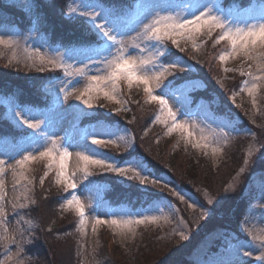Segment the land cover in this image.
<instances>
[{"label": "rangeland", "instance_id": "1", "mask_svg": "<svg viewBox=\"0 0 264 264\" xmlns=\"http://www.w3.org/2000/svg\"><path fill=\"white\" fill-rule=\"evenodd\" d=\"M222 1L224 0H133L131 10L138 12L136 17H131L130 14L124 16L121 10L115 12L125 25L124 31L127 33L124 37V51L126 53L131 52L133 54H139L138 50L133 47V43H138L143 47V43L140 40L133 41L132 38L136 37L137 31L140 30V21L143 20L144 16L147 14V6L156 4L157 7L165 9L162 13L163 15H172L177 19H183L191 17L200 5H208L214 9L219 7L221 9V7H223L221 4ZM95 2L96 0H67L62 11L70 16L79 17L78 12L85 4ZM17 3L24 8L29 6L27 0H19ZM231 5L239 4L234 3ZM261 6H264L263 2H253L252 4L241 7V9L235 13H240L243 16L244 13L251 12L253 9H259ZM70 9H75L76 11L71 12L69 11ZM224 15L226 18H231L232 14L230 16L227 14ZM241 26L244 25L241 24ZM92 32H95V30L92 29L91 25L87 24V34H91ZM203 35L205 34L202 31L195 37L194 41L188 40L187 42H193L200 46L202 43L199 41V38H202ZM97 36L96 34V37ZM0 37L18 41V43L13 44L11 47L0 45V62L4 68H16L22 71L24 68L35 70V68L32 67L33 60L31 57L33 53L36 52L43 55L46 61H54V63H45L44 65L45 71L43 73L47 71L46 74H49V76L46 79L47 83L43 85L40 90L43 95H49L52 101L44 108L43 113L40 108L28 106V108L31 109L30 115H34L37 119H43L44 116L48 117L51 127L47 125L42 126L44 131L53 133L55 138L61 143H63L61 138L65 136L72 137L75 142H82L83 135L86 131L96 129V131L99 132L100 129L98 125L103 123L113 129L114 136L122 135L125 136L126 139L133 140L131 130L126 126L120 125L117 120L114 122H107L95 118H83L75 121V126L73 124L75 114L79 109L97 113V110L101 106L107 114H112L114 109L128 107V104L117 103V101H123L126 100V98L133 101V98H130L126 90L122 87L126 81L121 82L120 88L122 94L118 95L116 100H107L102 94L97 96L96 93L85 96L84 99L90 100L93 104L94 107L92 109H88L81 100L77 99V96L84 92L89 83V69L84 67L86 62L85 57L79 54V49L85 47L89 48V46L62 48L59 45L50 43V41L35 27H31L28 31L16 27H0ZM101 41L104 42L103 40ZM187 42L181 39V43L185 44ZM96 43H100V37ZM221 46H223L221 48V54L225 51H231V46L228 42H221L219 48ZM210 49L216 52L218 45L215 48H212L211 45L205 49H196L192 59H186L180 55L170 59L164 56L160 58V63H164L165 65L168 63H182L183 61L196 63V61L199 60L200 62L197 65L210 63L209 67L215 66L216 69L219 67L221 68L222 63L219 61V58H217L219 57V52L217 51V55L215 53L216 56L214 57L213 53L209 52ZM113 51H115V49H113ZM101 54H103V52H101ZM149 54L150 53H145L143 55L147 56ZM36 64L39 65L38 59L36 60ZM69 64L72 66L68 69L73 72L71 76L65 74L64 66ZM223 64L224 66L229 65L231 69L226 72L227 75L221 76L218 80L223 81L224 87L229 85L226 89L227 91L225 90L226 94H230L231 98L232 95L235 94L236 99L234 102L244 106L247 112L252 114L251 123L253 128L244 123V127L240 129L241 123L238 120L229 116H224L221 112L212 110L210 104L207 102L201 101L200 107L194 110L192 109L194 103L191 102V99L187 105H181L178 111L176 104H174L172 100H169V104L172 105L173 110L176 111L177 122L183 123L187 121L189 123V131L193 132L194 135L193 142H189L187 133L180 129H176L169 133L168 125L156 119L160 116V105L158 102L153 101L157 104L155 109V111H157L156 118L153 120L149 119L150 124L155 123L156 125L161 124L164 126L161 130L166 137L157 143L161 148L160 150L164 152L165 148H168L167 150L171 155L173 154L176 156L177 154L181 164L186 167L187 165H189V167L191 166V175L188 178L189 184L203 197L204 204L182 187L173 186L169 184L167 178L151 172L153 177L166 180L169 187H175L180 191L186 201H180V203H183L182 206L184 211L180 210L179 207L175 208L173 206L174 204L172 203V205L171 202H168L166 199H158L149 206L143 208L127 205H112L105 201L101 186L82 179L84 162L78 161L76 155L73 154L69 158L67 172L69 175L75 173L74 179L77 183V189L74 192L71 189L65 191L63 185H58L62 192L65 191L67 193L61 200V207H64L63 209L68 213L66 214L67 216L73 215V213H75L76 216L75 210L69 209L66 206V198H70L71 195H78L85 206L86 223L83 229H81L80 218L77 216V227H79V231L75 235V243L80 247V257L78 262L75 261L73 264H101L104 257L99 254H101V248H103L106 243L104 236L108 237V240L112 242L114 247L118 246L124 251H129L127 253L131 254H140L142 252V256L144 255L143 257H147L149 263L152 262L154 264L159 263L157 259H160L161 256L163 257V261L169 264H221L222 261H235L238 258L242 260L244 264H264V260L257 259V257L264 256V198L261 196L262 190H264V176L260 168H255L252 173L249 174V182L243 189V193L248 201V206L239 224L238 232H228L222 228L221 224L216 230L210 232L206 236L197 238L196 246L195 240L193 239L201 225L210 223L211 219L215 216L219 215V217L221 216L222 219H225L224 203L230 200V195L235 196L236 192L239 194L241 193L240 188L244 186L242 185L243 173L247 171L251 163L257 165L261 160H264V136L260 137V132L264 128V81L258 82L260 87L254 93L255 103H253V97L248 96L247 91L244 90L245 81L251 83V78L244 76L243 78H245V80L241 84V82H238V79L242 76L239 75L240 77L238 76V79H235L233 76L235 71H247L249 62L241 56H236L223 62ZM76 69H84L85 74L83 76L79 75L76 73ZM253 71L255 73L258 70L253 68ZM173 76L174 75L167 77L164 83L167 84L168 80L173 79ZM236 80L239 89L238 87L236 88L237 82L234 86ZM187 81L192 82L191 87L194 90L206 87L204 82L196 77L189 78ZM183 82L185 81L179 83ZM61 87L64 88V92L60 91ZM217 87L221 88L219 85H217ZM135 89L143 90V86L134 84L132 89L128 91V94ZM160 91H162V89L154 88L153 94H157ZM193 91L190 92V97ZM65 93H71L68 95L67 100L63 99ZM179 99L178 97V100ZM15 106L22 107L18 98L12 96L2 97L0 95V107L5 111L6 119L9 120L10 125H13L11 127L18 129L10 118L11 109ZM138 109H140V106ZM134 116H138V114H134ZM220 121L228 125L223 128V131L229 133L226 138L220 137L216 144H210L207 148H195L192 146V143L195 141L204 143L202 137L211 136L212 129H215L219 136L221 129L217 127V123ZM134 122H137V119H135ZM24 131L28 133L32 132V130L27 129L26 126H24ZM97 138H99V136H97ZM26 139L27 137L23 134L0 138V159L6 160L3 171H0V180H3V187H0V198H2L0 199V206L3 207L6 213L2 218V222H0V231H2L0 240L3 241L1 246L3 247L2 250H4V254L0 258V264H16V261H19L20 264H30L32 257L29 258L24 254L25 246L31 241L32 235L34 236L36 234V230H41L45 226V221L39 223L34 222V219L24 213V209H27L30 205L35 203L37 199L36 189L41 186L38 178L40 174H42V168H44L47 173L44 177H47V175L49 176L51 171L55 172V170L50 171L48 169L47 160H37L29 162L24 169L18 168L15 173L13 172L12 165L15 164L16 160L10 159V157L19 158L18 152L21 150L20 145L24 144ZM90 139L91 136H89V140ZM5 140H7V143H5ZM107 147L119 150H131L133 148H125L122 141H118L116 145H108ZM213 148H220L221 151L218 154H213ZM102 151L114 157L117 164L121 167H131L134 161L138 159L130 158L129 160L122 161L116 155L104 151V149H102ZM185 155L188 156L186 160ZM237 160H241V163L238 164ZM261 163L263 164L264 161ZM164 168L175 174H180V171L176 169L174 164H164ZM93 169L100 168L96 165L88 166L89 172ZM21 172L23 175H21ZM129 175H131V173H129ZM46 179L48 178L44 180ZM29 181H32V184H30ZM86 185L90 187L95 186V188L100 190L99 196L103 201L102 207H98L96 193H90L85 187ZM205 191L209 193L210 198L213 200L212 204L207 203L208 197L204 196ZM189 204L195 206V211L193 208L188 207ZM113 210L127 213L128 215L126 217L113 216L111 215ZM174 210H177L175 211V215L173 214ZM201 211L205 213L203 219L199 218ZM105 213H107V215ZM145 216L149 217V219L145 223L135 225L133 231H122L109 224L97 225L95 223L96 218L102 220H110L113 218L144 219ZM152 216L157 217L155 223L151 222L150 218ZM181 221H183V223H181ZM185 225H187V227H185ZM46 228H49V224ZM93 228H95V231H93ZM101 230H103V232H101V239L99 240L98 233ZM182 235H187L188 239H182ZM4 237H8V239H3ZM12 237H15L14 245L12 244ZM149 237H154L157 240L156 245L158 244L161 247L159 252L149 253L148 247L146 246V244L148 245L147 240ZM143 245H145L144 248L142 247ZM240 245H244V250L252 252V255L249 257H243L242 255L237 257L235 255V249ZM7 247L12 248V255L14 256L13 261H7L5 258V249ZM187 247L189 248L188 250L186 249ZM147 250L148 252H146ZM119 254L128 255L120 251ZM33 262L35 263L37 260L35 259Z\"/></svg>", "mask_w": 264, "mask_h": 264}, {"label": "snow or ice", "instance_id": "2", "mask_svg": "<svg viewBox=\"0 0 264 264\" xmlns=\"http://www.w3.org/2000/svg\"><path fill=\"white\" fill-rule=\"evenodd\" d=\"M69 11L75 12L76 10L70 9ZM146 11L147 14L140 21V30L137 31L136 37L132 38L133 41L140 40L143 43V47L138 43H133V47L139 52V54H133L124 51V37L127 35L124 31L125 25L111 8L105 6L102 0L85 4L79 10V17L85 18L82 22L91 25L100 39L104 41L103 54H101V50L96 48L79 49V54L85 57L86 62L84 67L89 69V83L84 92L77 96V99L81 100L88 109H92L94 106L90 100L84 99L85 96L96 93L97 96L102 94L107 100H116V97L122 94L120 88L121 82L126 81L129 90L132 89L134 84L137 86L142 85L149 102L155 101L160 105V116L156 119L168 125L169 133L180 129L187 133L189 142H193L194 135L193 132L189 131V123L187 121L183 123L177 122L176 111L169 104V100H172L177 106V111L181 105H187L191 99L190 92L194 90L191 87L192 82L186 80L178 84L176 80H168V83L165 84L164 80L177 72H190V70H194L195 66L187 61L165 65L164 63H160V58L170 51V45H174L180 53H185L187 49L181 46V39L185 42L188 40L194 41L195 37L202 31L211 38L217 30L218 37L214 39L212 47L215 48L224 41L228 42L231 46V51H225L219 55V61L223 63L232 57L241 56L249 62L247 71H241L240 75L251 78V83L245 81L244 90L247 91L248 96L253 97V103H255L254 93L260 87L258 82L264 81V6H261L259 9H253L251 12H246L243 16L240 13H233L231 18H226L219 7L214 9L208 5H200L191 17L183 19H177L172 15H163L162 13L165 9L157 7L156 4L147 6ZM241 24L244 26H241ZM167 42H170V45ZM15 43H18V41L0 37V45L11 47ZM193 47H195V43ZM145 53L150 54L145 56L143 55ZM173 55H176V53L173 52ZM31 59L33 60L32 67L38 72L45 71V63H54L52 60L46 61L45 57L38 52L33 53ZM37 59L39 60V65L36 64ZM199 62V60L196 61L197 64ZM71 67L70 64L64 66L65 74L68 76L73 75V72L68 70ZM253 68L258 71L254 73ZM227 71L228 69H225V72ZM76 73L81 76L85 74L84 69H76ZM217 83L221 88H224L223 81L218 80ZM154 88H160L162 91L153 94ZM60 91L64 92L65 90L61 87ZM69 94L71 93H65L63 99L67 100ZM178 97L180 98L179 100ZM235 99L236 96L233 94V102ZM117 103L129 104L131 102L123 100L117 101ZM136 103L139 102L137 101ZM236 107H240V105L237 104ZM121 111L131 112L132 108L125 107L117 110L118 113ZM30 112L31 109L28 107L15 106L11 109V120L21 131V134L27 137L26 142L20 145L19 158L10 157V159L16 160L15 164L12 165L14 173L18 168L24 169L31 161L47 160L48 169L50 171L55 170V183L63 185L65 191L71 189L74 192L77 189V183L74 179L75 173L69 175L67 167L69 158L75 154L78 161L84 162L83 180H88L91 175L88 171V166L96 165L100 169L115 173L117 176L138 179L142 185L165 189L177 200L186 202L185 197L177 188L169 187L166 180L153 177L144 160L137 159L134 161L133 166L121 167L117 164L114 157L103 152L102 149L108 145H116L118 141H122L125 148H132L134 144L133 140L126 139L125 136H114L111 127L100 123L98 125L100 131L97 132L96 129L86 131L82 142H75L72 137L65 136L61 138L63 140V143H61L55 138L53 133L43 130L42 126L44 125L51 127L48 117L44 116L43 119H37L34 115H30ZM92 117L110 118L109 116H104L102 113L79 109L75 114L73 124L75 126V121ZM135 119L136 117L133 116L128 123H133ZM24 126L32 130V132H25ZM227 126L223 121L218 122L217 127L221 129L219 136L216 130L212 129L211 136L202 137L204 143L195 141L192 143V146L195 148H207L210 144H216L220 137L226 138L229 135L228 132L223 131V128ZM89 136H91L90 140ZM5 143H7V140H5ZM212 151L213 154H218L221 149L213 148ZM5 164L6 160L0 159V171H3ZM21 175H23L22 172ZM29 183L32 184V181H29ZM39 183L43 187L44 180L41 179ZM0 187H3V180H0ZM85 187L90 193H96L98 207H102L103 201L99 196L100 190L95 188V186L90 187L86 185ZM204 196L208 197V204L213 203L208 192L205 191ZM261 196L264 198V190H262ZM66 206L69 209L75 210L77 216L80 218L81 229H83L86 223L85 206L79 196L73 194L70 198H66ZM188 207L193 208L195 211L193 204H189ZM175 211L177 210H174V215ZM105 214L107 215V213ZM5 215L3 207L0 206V222H2V218ZM111 215L126 217L128 214L113 210ZM204 216L205 213L201 211L199 218L203 219ZM148 219L149 217L147 216L144 219L113 218L102 220L96 218L95 223L97 225L109 224L122 231H133L135 225L145 223ZM150 219L151 222L155 223L157 217L152 216ZM93 231H95V228H93ZM3 239H8V237H4ZM182 239L187 240L188 236L182 235ZM11 240L14 245L15 237H12ZM2 242L0 240V243ZM235 255L237 257L241 255L249 257L252 255V252L244 250V245H240L235 249ZM5 258L7 261L14 260L11 247L5 249ZM257 259L264 260V256L257 257ZM16 264H20V262L16 261ZM221 264H243V261L238 258L235 261H222Z\"/></svg>", "mask_w": 264, "mask_h": 264}, {"label": "trees", "instance_id": "3", "mask_svg": "<svg viewBox=\"0 0 264 264\" xmlns=\"http://www.w3.org/2000/svg\"><path fill=\"white\" fill-rule=\"evenodd\" d=\"M17 1L19 0H0V27H16L22 30L25 28H27L25 30H28L29 27H35L50 42L54 41L58 44L87 42L91 44L90 41L96 40L95 32L87 34V24L82 22L84 19L70 16L62 11L67 0H27L29 6L26 8L18 5ZM225 1H222V4H225ZM232 1L246 4L251 0ZM102 2L106 7H109L116 12L127 10V5H125L124 0H102ZM217 37L218 30L213 33L211 38L207 35H203L202 38L200 37L199 41L202 43L200 46L195 44V47H193V42H187L185 44L181 43V46L187 49L185 53H180L174 45H170V42H167L170 45V51L165 54V57L170 59L180 55L186 59H192L195 55L196 49H205L208 46H211L214 39ZM219 45L216 52L211 49L209 50V52L213 53L214 57L217 55V51L219 52L218 55L221 54V48L223 46L219 48ZM173 52H175L176 55H173ZM191 63L195 66V70H191L190 72H178L177 74H174L172 80H176L177 83H179L181 81L189 80V78L196 77L204 82L206 85L205 88L194 90L191 93L192 103L197 104L200 101L207 102L210 104L212 110L221 112L224 116H229L238 120L241 123L240 129L244 127V123L253 128L251 123L252 114L248 113L246 108L240 104V107H236L237 103L233 102L230 94H226V89L229 85L224 88L217 87L219 84L216 81L221 76L223 77L224 75H227L225 69H231L229 68V65L224 66L222 63V67L216 69L215 66L209 67L210 63H202L201 65H197V63L193 62ZM46 72H38L30 68H24L23 71L17 70L16 68H4L0 62V95L2 97L12 96L18 98L22 107L42 103L41 97L43 95L38 90L47 83ZM239 75L240 72L235 71L233 76L235 79H238L240 77ZM244 80L245 78L241 77L238 79V82H241L242 84ZM236 82L237 80L235 81L234 86L236 85ZM238 82L236 88L238 87ZM122 87L126 90L127 95L130 98H133V101H130L125 97L127 101L131 102L128 104V107H131L132 111H121L118 113V109L113 108L114 112L112 114H107L100 106L97 113H102L104 116H109L110 118H92L105 120L107 122H114L117 120L120 125L128 127L133 135L134 146L131 150H119L106 147L104 148V151L116 155L122 161L129 160L130 158L144 160L151 172L167 178L169 184L173 186L182 187L204 204L203 197L189 184L188 178L191 175V166L189 167V165H187L186 167L181 164L177 154L176 156L173 154L171 155L167 150L168 148H165V151L162 152L157 144L166 137L161 130L164 126L161 124L156 125L155 123H149V119L153 120L156 116L157 111H155V109L157 104L149 102L148 97L143 90L135 89L128 94L129 89L127 88L126 82ZM137 101L139 103H136ZM139 106L140 109H138ZM4 112L5 111L0 107V136H9V134L12 133L18 135L20 130L11 127L13 125H10L9 120L6 119V113ZM134 114H138V116H135L137 122L128 123ZM260 133V137H263L264 128ZM187 158L188 156L185 155V160ZM262 161L264 160H261L257 165L251 163L248 166L249 168H247V171L243 173L242 185L244 186L240 188L241 193L239 194L236 192L235 196L230 195V200L224 203L225 219H222L221 216L219 217V215H217L211 219L210 223L201 225L196 236L193 237L195 240V246L197 238L206 236L210 232L216 230L221 224L222 228L228 232H238L239 224L242 221L248 206V201L243 193V189L249 182V174L252 173L255 168H260L262 175L264 176V163L262 164ZM237 163L240 164L241 160H237ZM164 164H174L176 169L180 171V174H175L164 168ZM41 172L42 174H40V177L38 178L39 181L41 179L44 180L45 178L48 179L44 180L43 187L40 186L36 189V201L27 209L25 208L24 213L34 219V222L39 223L45 221V226L41 230L37 229L35 232L36 234L34 236L32 235L31 241L25 246L24 254L29 258L32 257L30 264H73L75 261L78 262L80 257V247L75 243V235L79 231V227H77V214L76 216L75 213L67 216L66 214L68 213L65 212L63 209L64 207H61V200L67 195V193L65 191L62 192L61 188L55 183V172L51 171V174L48 173L50 175H47V177H44L45 174H47L44 168H42ZM90 173L91 175L89 176L88 181L101 186L105 201L112 205H127L143 208L149 206L152 202L158 199H166L168 202L170 201L171 204L173 203L174 205H172L175 208L179 207L180 210L184 211L182 206L183 203H180V201L173 197L167 190L165 191V189L162 190L155 187L142 186L138 179H128L127 177L122 178L115 173L103 169H93ZM48 224L49 228H46ZM49 229H51V231H49ZM101 232H103V230L98 233L99 240L101 239ZM1 236L2 231H0V238ZM104 239L106 240V243L105 246L101 248V254H99L104 257L101 264H154L152 262L149 263L147 257L144 258V255L142 256V252L140 254L127 253L129 251H124L118 246L114 247L112 242L108 240V237L104 236ZM147 242L148 245L146 244V246L148 247L149 253L152 254L159 252L161 249L160 245H156L157 240L154 237H149ZM142 247L144 248L145 245ZM2 249L3 247L0 243V258L4 254V250ZM186 249L188 250L189 248L187 247ZM148 250L146 252H148ZM119 251L124 252L129 256L119 254ZM35 259L37 262L34 263L33 261ZM157 260L159 263L155 264H169L168 262L163 261L162 256Z\"/></svg>", "mask_w": 264, "mask_h": 264}]
</instances>
